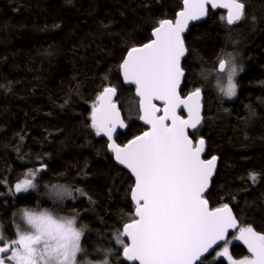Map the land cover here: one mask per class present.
<instances>
[{"label": "trees", "instance_id": "obj_1", "mask_svg": "<svg viewBox=\"0 0 264 264\" xmlns=\"http://www.w3.org/2000/svg\"><path fill=\"white\" fill-rule=\"evenodd\" d=\"M182 1L0 0V229L9 241L22 210L48 211L76 217L89 261L134 264L115 238L133 215V180L114 164L91 114L103 89L115 87L127 124L116 143L143 133L134 89L123 86L119 67L129 49L151 40L159 20H174ZM241 2L245 13L233 26L209 11L185 37L182 95L200 88L204 97L203 121L190 137L205 140V159H219L210 207L227 204L240 227L264 234V0ZM233 50L244 70L236 97L221 100L211 76L218 57ZM29 172L37 173L38 190L13 194ZM55 186L73 195L55 196ZM213 253L204 264H227ZM231 255L248 252L234 244Z\"/></svg>", "mask_w": 264, "mask_h": 264}, {"label": "snow or ice", "instance_id": "obj_2", "mask_svg": "<svg viewBox=\"0 0 264 264\" xmlns=\"http://www.w3.org/2000/svg\"><path fill=\"white\" fill-rule=\"evenodd\" d=\"M209 6L227 9L228 25L244 15L241 0H183L175 21L159 20L152 32L154 39L129 49L120 65L125 83L135 86L138 118L150 126L149 130L120 146L113 133L125 124L113 99L115 87H105L93 105L91 127L97 136L107 137L115 160L134 177L130 189L134 215L115 237L130 262L204 264L205 254L223 241L217 256L225 257L228 264H264V234L251 226L238 228L237 217L227 204L210 208L204 198L216 157L202 159L204 140L194 145L187 132L201 123V89L196 88L186 98L178 92L185 75L181 58L187 52L183 33L190 21L207 14ZM231 61V53L218 57V72L227 77V85L220 91L228 98L234 97L237 89ZM181 108L187 111V118L178 114ZM34 176L27 173L29 178L16 183L15 192L36 188ZM53 191L60 198L73 195L63 186H55ZM22 218L28 228L18 230L16 238L9 241L0 232V264H76L83 229L77 227L75 216L54 217L48 211L25 209ZM230 229L237 231L234 239L246 246L250 256L233 259L228 247Z\"/></svg>", "mask_w": 264, "mask_h": 264}, {"label": "water", "instance_id": "obj_3", "mask_svg": "<svg viewBox=\"0 0 264 264\" xmlns=\"http://www.w3.org/2000/svg\"><path fill=\"white\" fill-rule=\"evenodd\" d=\"M183 9V1H182V4H181V9H180V11ZM179 11V12H180ZM209 11H212L213 13H218V12H222V13H224V16H225V22H226V24H227V9H223V8H216V9H213V8H211V6H209L208 7V11H207V14L204 16V17H202L200 20H196V21H190L189 22V25H188V28L186 29V31L183 33V36H184V39H185V37H187L188 36V34H189V32H190V30H191V28L193 27V26H198V25H200L202 22H204L206 19H207V17H208V14H209ZM244 13H245V7H244ZM177 18V14H176V16H175V18H174V20H173V22L175 21V19ZM236 23V22H235ZM235 23H233L232 25H228V26H233ZM153 32V31H152ZM152 39H154V37L152 36V33H151V40ZM150 42V41H149ZM186 46V45H185ZM141 47V46H140ZM187 49V48H186ZM187 55H188V52H186V55L184 56V57H182L181 58V66H182V68H183V62H184V60L186 59V57H187ZM126 56H127V53H126V55H125V57L124 58H126ZM123 62V61H122ZM122 62H121V64H122ZM120 64V65H121ZM217 71H218V66H217ZM185 72V71H184ZM119 73H120V79H121V81H122V84H123V86L125 87V88H133L134 89V96H135V98H136V100L138 101V97H136V95H135V86L134 85H132V84H128V83H125V81H124V78H123V74H122V70H121V68L119 67ZM185 79H186V72H185V75H184V77L181 79V83H180V85H179V88H178V92H179V94L181 95V97L182 98H186L188 95H190L192 92H190V93H188V94H186V95H182V90H183V88H184V85H185ZM201 94H202V92H201ZM116 95H117V93H116ZM116 95L113 97V99H114V101L116 102ZM204 97H203V94H202V97H201V123H202V121H203V117H204ZM154 103H156L157 104V106H160L161 105V102L160 101H154ZM116 105H117V108L119 109V111H120V116H121V119L124 121V124H125V126L124 127H119V126H117V128H116V130H115V132L113 133V140H114V142L116 143V141H115V137H116V134L118 133V132H124V131H126L127 130V124H126V121H125V119H124V117H123V114H122V112H121V110H120V107H119V105H118V103L116 102ZM137 108H138V103H137ZM138 113H139V110H138ZM162 113H157V115H161ZM178 114L179 115H181V117L182 118H187V111L185 110V109H183V108H181L179 111H178ZM139 115H140V113H139ZM138 120H139V124L144 128V131H147V130H149V128H150V126L149 125H146L142 120H140L139 118H138ZM201 123H200V125H198L197 126V128L196 129H188L187 130V132H188V135H189V137H190V134H192V133H194V132H196V131H198V129L200 128V126H201ZM143 133H141L140 135H142ZM103 136V135H102ZM105 139H106V141H107V144L110 142V141H108V139H107V137L106 136H103ZM190 139H192L191 137H190ZM199 139H201V138H199ZM199 139H197L196 141H194L193 139V144L195 145L196 143H198V141H199ZM203 139V138H202ZM132 140V139H131ZM204 140V139H203ZM129 142V141H128ZM127 142V143H128ZM204 142H205V140H204ZM126 143V144H127ZM117 144V143H116ZM107 150H108V152L111 154V156H112V159H113V162H114V164L117 166V167H119V168H121L122 170H124L125 172H127L129 175H130V177L132 178V180H133V185H134V177L131 175V173H130V171L127 169V168H125L123 165H120L116 160H115V158H114V154L108 149V147H107ZM206 150H207V147H206V142L204 143V151L201 153V158L202 159H204V160H208V159H205L204 157H205V154H206ZM216 157V156H215ZM212 158V157H211ZM211 158H209V159H211ZM218 163H219V159H218V157H216V165H215V169H214V171H213V174H212V176H211V178H210V180H209V185H208V187H207V189L205 190V192L203 193V196H204V198L206 199V196L208 195V193L210 192V190H211V186H212V180H213V178H214V176H215V174H216V172H217V169H218ZM207 200V199H206ZM130 201H131V203H132V205H133V215H134V202L132 201V199H131V193H130ZM208 204H209V202H208ZM209 207H210V205H209ZM211 208V207H210ZM232 212H233V210H232ZM233 215L235 216V214H234V212H233ZM236 217V216H235ZM237 227L239 228L240 227V223H239V221H238V219H237ZM122 228H123V226H122ZM122 228H121V230H122ZM236 232V230L235 229H230L229 230V237L233 234V233H235ZM126 242H128L127 241V238L126 237H124L123 238ZM223 241H221L218 245H215L214 247H213V249H211L208 253H206L205 254V256H206V258L209 256V255H211L213 252H215L218 248H220L222 245H223ZM123 257H124V255H123ZM124 259L126 260V261H128L125 257H124ZM203 260H204V258H202ZM129 263H134V264H139V262H130V261H128ZM197 264H199V262H197Z\"/></svg>", "mask_w": 264, "mask_h": 264}, {"label": "rangeland", "instance_id": "obj_4", "mask_svg": "<svg viewBox=\"0 0 264 264\" xmlns=\"http://www.w3.org/2000/svg\"><path fill=\"white\" fill-rule=\"evenodd\" d=\"M229 53H237L235 50H233V51H231V52H229ZM211 78H212V80H213V83H214V81H216V80H220V81H223L224 80V75L223 74H220L217 70H215V72H214V74L211 76ZM237 79V78H236ZM235 83H236V80H235ZM214 91H215V94H216V96H217V98H219V99H221V100H232V99H234L235 97H236V95H237V89H236V95L234 96V97H232V98H228V97H225V96H223V95H218L217 94V92H216V90L214 89ZM37 173H35V175H36ZM33 182L37 185V183H36V181H35V179H33ZM38 190V186H36V188H34V189H29L27 192H31V191H37ZM27 192H22V193H16L15 192V186H14V188H13V194H15V195H20V194H24V193H27ZM16 227V236H17V231L18 230H24V229H26V228H28V225L26 224V221L22 218V213L21 214H19V216L17 217V226H15ZM242 227V226H241ZM0 232H2L1 231V229H0ZM2 234H3V232H2ZM234 234H238L237 233V231L235 232V233H233L230 237H229V239H231V243L228 245V247H229V253L231 254V248H232V246L234 245V244H240V245H242L245 249H246V251H247V248H246V246L241 242V241H239V240H236V239H234ZM4 235V234H3ZM82 238V237H81ZM218 251H222V247H220L219 249H217L214 253H213V256H212V259H213V261H216V260H224L227 264H228V261H227V259L225 258V257H223V256H217V252ZM248 252V251H247ZM232 256V255H231ZM247 256H250V253L248 252V255ZM233 259H235V258H233ZM236 260V259H235ZM240 260V259H239ZM76 264H104V263H93V262H91V261H89L84 255H83V253H82V251L81 252H79L78 254H77V257H76Z\"/></svg>", "mask_w": 264, "mask_h": 264}, {"label": "clouds", "instance_id": "obj_5", "mask_svg": "<svg viewBox=\"0 0 264 264\" xmlns=\"http://www.w3.org/2000/svg\"><path fill=\"white\" fill-rule=\"evenodd\" d=\"M241 53H231L232 56V61H231V67L235 68V75L233 77V81L235 82L236 78L243 72L244 70V65L243 63L240 61V57H241ZM227 85V77L224 76V80L220 81V80H216L213 83V87L216 90L218 95H223L220 91L221 87H226Z\"/></svg>", "mask_w": 264, "mask_h": 264}, {"label": "flooded vegetation", "instance_id": "obj_6", "mask_svg": "<svg viewBox=\"0 0 264 264\" xmlns=\"http://www.w3.org/2000/svg\"><path fill=\"white\" fill-rule=\"evenodd\" d=\"M144 132V131H143Z\"/></svg>", "mask_w": 264, "mask_h": 264}]
</instances>
